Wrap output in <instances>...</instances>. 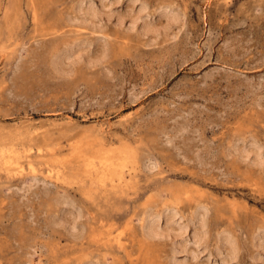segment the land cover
<instances>
[{"label": "rangeland", "instance_id": "rangeland-1", "mask_svg": "<svg viewBox=\"0 0 264 264\" xmlns=\"http://www.w3.org/2000/svg\"><path fill=\"white\" fill-rule=\"evenodd\" d=\"M102 4L0 0V264H264V0Z\"/></svg>", "mask_w": 264, "mask_h": 264}, {"label": "bare ground", "instance_id": "bare-ground-1", "mask_svg": "<svg viewBox=\"0 0 264 264\" xmlns=\"http://www.w3.org/2000/svg\"><path fill=\"white\" fill-rule=\"evenodd\" d=\"M87 1H88V0H87ZM91 3H93V2H91ZM102 3H103V0H101V4H102ZM88 4H89V3H88ZM141 4L143 5V3H141ZM141 4H140V8L143 7V6H141ZM93 5H94V4H93ZM102 5H103V4H102ZM104 5L107 6L105 3H104ZM109 6H110V4H109ZM95 7H96V6H95ZM95 7H93L92 4L89 5V7H88V10H89V13H90L91 17H93V16L95 17V15L98 14V13H97V9H95ZM102 7H103V6H102ZM144 7H145V6H144ZM85 9H86V8H85ZM143 9H144V8H143ZM145 9H146V8H145ZM165 9H166V8H165ZM165 9H163V10H165ZM169 9H171V8H169ZM142 11H143V10H142ZM87 12H88V11H87ZM100 12H101V10H99V14H100ZM140 12H141V11H140ZM166 12H167V13H166ZM166 12H165V13L168 14V12H171V11H170V10H168V11L166 10ZM172 12H175V11L173 10ZM82 13H83V12H82ZM89 13H87V14L89 15ZM163 13H164V11H163ZM99 14H98V15H99ZM166 14H165V15H166ZM173 14H174V13H173ZM175 14H176V12H175ZM175 14H174V15H175ZM90 15H89V16H90ZM131 15H132V14H131ZM134 15H135V14H134ZM134 15H133V16H134ZM138 15H139V14H138ZM140 15H141V14H140ZM147 15H148V13H147ZM147 15H146V13H145V17H146ZM96 16H97V15H96ZM106 16H107V15H106ZM133 16L131 17V18L133 19V20H131V21L136 20V19H135V18H136V15H135L134 17H133ZM143 16H144V15H142V17H143ZM148 16H149V15H148ZM148 16H147V17H148ZM169 16H170V15H169ZM94 17H93V18H94ZM137 17H138L137 19H139L141 16H137ZM142 17H141V18H142ZM170 17H171V16H170ZM93 18H92V19H93ZM86 19H87V18H86ZM149 19H150V18H149ZM143 20H144V19H142V21H143ZM120 21H121V20H120ZM136 22H137V20H136ZM92 23H93V22H92ZM131 23H132V22H131ZM148 23H149V25H148ZM148 23H147V21L145 20L144 24L142 23V25H143V27H144V25H145L146 27L149 26L148 28H149V30H150V27L153 25V23L151 24L150 21H149ZM150 24H151V26H150ZM132 25H134V24L132 23ZM146 27H145V28H146ZM151 28H153V27H151ZM143 29H144V28H143ZM154 29H155V28H154ZM144 30H146V29H144ZM147 30H148V29H147ZM68 56H69V55H68ZM74 56H75V55H74ZM69 57H70V56H69ZM125 119H126V118H125ZM123 120H124V119H123ZM99 122L101 123V121H99ZM105 123H106V122H105ZM103 124H104V123H103ZM96 126H97V125H96ZM98 127H99V126H98ZM107 127H108V126H107ZM110 127H111V126H110ZM101 130H102V129H101ZM103 130H105V129H103ZM108 130H111V129H108ZM106 131H107V130H106ZM109 132H110V131H109ZM102 133H104V132H102ZM111 133H112V132H111ZM107 134H108V133H106V135H107ZM109 135H110V133H109ZM107 136H108V135H107ZM109 137H110V136H109ZM109 139H110V138H109ZM104 143H105V142H104ZM251 144H252V143H251ZM252 145H253V144H252ZM115 148H116V147H115ZM261 148H262V147H261ZM241 150H242V148H241ZM243 150H245V147H244ZM98 151H100V150H98ZM250 151H251V150H250ZM257 151H258V150H257ZM100 152H101V151H100ZM106 152H107V151H106ZM110 152H111V151H110ZM247 152H248V151H247ZM247 152H246V153H247ZM108 153H109V152H108ZM244 153H245V151H244ZM248 153H249V152H248ZM262 153H263V152H261V154H262ZM110 154H112V152H111ZM110 154H109V155H110ZM246 155H247V154H246ZM252 155H253L254 157L256 156V158H258V159H262V158L258 157L259 155H258L257 153H256V155H254V154H252ZM122 156H123V155H122ZM248 156H249V155H248ZM263 156H264V155H263ZM97 157H98V160L101 162V166H100V168L103 167V168H102L103 170H108V168H109V171H110V170H111V169H110V164H109L107 161H106L107 164H106V163L104 164V162H102L103 159H104V161H105V158L100 159L99 156H97ZM254 157H253V158H254ZM261 157H262V156H261ZM114 158H116V157H114ZM94 159H95V158H94ZM106 159H108V158H106ZM98 160H97V161H98ZM109 161H110V159H109ZM261 161H262V160H260V164H261ZM112 162H113V161H112ZM262 162H263V161H262ZM91 163H92V167H91V168L95 169L96 167H95L94 162L92 161ZM102 164H103V165H102ZM262 164H263V163H262ZM90 166H91V165H90ZM96 166H97V165H96ZM118 166H119V165H118ZM29 167H30V166H29ZM89 168H90V167H89ZM86 169H88V168H86ZM93 169H91V170H93ZM31 170H33V166H31ZM88 170H90V169H88ZM96 170H97V169H96ZM103 170H102V171H103ZM53 171H54V170H53ZM85 171H86V170H85ZM118 171H119V169H118ZM118 171H117V172H118ZM122 171H123V170H122ZM92 172H95V171L93 170ZM98 172H101V171H98ZM98 172H97V173H98ZM136 172H137V171H136ZM90 173H91V172H90ZM33 174H34V173H32V175H33ZM117 174H118V173H117ZM129 174H130V176H131V172H130ZM35 175H36V174H35ZM106 175H107V174H106ZM106 175H105V176H106ZM127 176H129V175H127ZM133 176H136V175H133ZM33 177H35V176H33ZM99 177H100V176H99ZM103 177H104V176H103ZM109 177H110V176H109ZM109 177H108V179H109ZM131 177H132V176H131ZM35 178H36V177H35ZM94 178H95V177H94ZM123 178H124V176H123ZM128 178H129V180H132V179H130V177H128ZM101 179H102V178H100V180H101ZM108 179H107V180H108ZM133 179H134V178H133ZM109 180H110V179H109ZM114 180H115V179H114ZM101 181H102V180H101ZM101 181H100V182H101ZM119 181H121V180H119ZM122 181H124V180H122ZM110 182H111V181H110ZM116 182H117V181H116ZM128 182H129V181H128ZM128 182H127V183H128ZM111 183H112V182H111ZM111 183H109V184H111ZM121 183H122V182H119L120 185H119V184H117V185L121 186ZM123 183H124V182H123ZM123 183H122V184H123ZM127 183H124V184L126 185ZM124 184H123V186H124ZM128 184H129V183H128ZM113 185H114V184H113ZM114 186H115V185H114ZM126 186H127V185H126ZM130 186H131V185H130ZM124 187H125V186H124ZM127 187H128V186H127ZM119 188H120V187H119ZM173 198H174V197H173ZM174 199H175V198H174ZM194 201H195V200H194ZM173 202H174V201H173ZM173 202H171V204H172ZM173 206H174V205H173ZM162 207H163V206H162ZM170 207H171V206H170ZM170 207H169V205H168V208H169L168 210H169V211L171 210ZM197 207H198V206H197ZM197 207H196V205H195V208H193V207H192V208H193V210H195V209H197ZM200 207H201V206H200ZM171 208H172V207H171ZM192 208H191V209H192ZM203 208H204V207L202 206L201 209H203ZM164 209L166 210L167 208L163 207V210H164ZM174 209H175V206H174ZM174 209H173V210H174ZM201 209H200V210H201ZM204 209H205V208H204ZM204 209H203V210H204ZM206 209H207V208H206ZM165 210H164V211H165ZM173 210H172V211H173ZM197 210L199 211V214H200V210H199V209H197ZM203 210H202V211H203ZM164 211H163V212H164ZM172 211H171V212H172ZM202 211H201V212H202ZM167 212H168V211H167ZM171 212H169V214H170ZM205 212H207V210L204 211V213H205ZM193 213H194V212H193ZM193 213H192V214H193ZM195 213H196V212H195ZM204 213H203V214H204ZM164 214H165V213H164ZM203 214H200V216H202ZM165 215H166V214H165ZM173 215H174V213L172 212V216H173ZM196 215H197V214H195V215L193 214L192 216L190 215V217H189V218H190V220H189L190 222H189V223H191L190 225H193V226H194L195 223L192 224V220L194 219V217H196ZM205 215H206V214H205ZM150 216H151V215H150ZM157 216H159L158 213H157ZM157 216H155L154 218H156ZM193 216H194V217H193ZM197 216L199 217V215H197ZM203 216H204V215H203ZM159 217H160V216H159ZM170 217H171V216H170ZM191 217H193V218L191 219ZM147 218H148V217H147ZM147 218H146V219H147ZM154 218H150L151 220H150V219L147 220V221H148V224H147L148 227L145 228V226H144V227L142 226L144 229H146V230L148 229L147 231H149V233H159V230H158V229H160V228L157 226V220H156V219L159 220V218H156V219H154ZM189 218H187L186 220H188ZM146 219L144 220V224L146 223ZM197 219H198V218H197ZM199 219H200V221H201V224H200L199 222H197V223L199 224L198 226H199V227L201 226V227H202L201 230L204 231V232H201V231H200V233H203V234L205 235V230H203L204 228H203V226H202V224H204L205 221H203L204 219H203V220H201V218H199ZM199 219H198V220H199ZM172 220H174V219H172ZM194 220H195V222L197 221L196 219H194ZM168 221H170V220H168ZM172 222H173V221H172ZM174 222H175V221H174ZM142 223H143V222H142ZM167 223H168V222H167ZM177 223H178V222H177ZM177 223H176V222L173 223V224H176V225H177L175 229H176V230L178 229V228H177L178 225H179V229H181L182 227L180 226L179 223H178V224H177ZM187 224H188V223H187ZM140 225H143V224L140 223ZM164 225H165V224H164ZM169 225H170V224H169ZM181 225H182V223H181ZM184 225H185V223H184ZM160 226H161V223H160ZM186 226H187V225H186ZM186 226H185V227H186ZM204 226H206V225L204 224ZM139 227H140V226H139ZM167 227H168V226H167ZM183 227H184V226H183ZM187 227H188V226H187ZM196 227H197V226H196ZM161 228H163V227H161ZM190 228H191V227H190ZM194 228H195V227L192 228V229H193L192 231H194ZM140 229H141V227H140ZM183 229H184V228H183ZM185 229H186V228H185ZM142 230H143V229H142ZM142 230H140V231H142ZM164 230H165V229H164ZM164 230H163V231H164ZM171 230H172V229H171ZM176 230H175V231H176ZM181 230H182V229H181ZM195 230H196V229H195ZM198 230H199V229H198ZM163 231H162V235H164V234H163ZM169 231H170V229H169ZM179 231H180V230H179ZM196 231H197V230H196ZM221 231H222V230H221ZM221 231L218 232L219 235H220ZM160 232H161V230H160ZM173 232H174V231H173ZM184 232H185V230H184ZM206 232H207V231H206ZM145 233H146V231L144 232V234H145ZM165 233H166V231H165ZM170 233H171V232H170ZM182 233H183V232H182ZM218 233H217V234H218ZM225 233H226V232H224V231H223V233H222V234H223V237H224V240L228 237V236H227V237L224 236ZM147 234H148V233H147ZM229 234H230V233H229ZM101 235H102V234H101ZM104 235H105V234H104ZM151 235H152V234H151ZM155 235H156V234H155ZM167 235H168V234H167ZM226 235H227V233H226ZM148 236H150V235H148ZM158 236H159V235H158ZM160 236H161V235H160ZM169 236H170V235H169ZM171 236H173V234H172ZM191 236H192V235H191ZM199 236H200V234L198 235L196 232H194V237H196V240L200 239ZM201 236H203V235L201 234ZM221 236H222V235H220V237H221ZM231 236H233V235L231 234ZM154 237H155V236H154ZM156 237H157V236H156ZM204 237H206V235H205ZM192 238H193V236H192ZM201 238H202V239H200V240L202 241V240H203V237H201ZM178 239H181L180 241L184 240V239H182L181 236H180V238H178ZM194 239H195V238H193V240H194ZM228 239H229V238H228ZM224 240H223V242H224ZM173 241H174V240H173ZM184 241H185V240H184ZM229 241L231 242V240H229ZM229 241H228V242H229ZM233 241H234V240H233ZM120 242H121V241H120ZM194 242H195V241H194ZM194 242H192V243H194ZM202 242H203V241H202ZM225 242H226V241H225ZM228 242H226V243H228ZM179 243H182V242H179ZM186 243H188V242H186ZM186 243H184L185 246H182V247H185V249H186V247H187V246H186ZM260 243L262 244V242H260ZM201 244H202V243H201ZM229 244H231V243H228V245H229ZM178 245H179V244H178ZM180 245H181V244H180ZM180 245H179V246H180ZM175 246H176V245H175ZM198 246H199V245H198ZM229 246H230V245H229ZM260 246H261V245H260ZM191 248H194V247H191ZM195 248H196V246H195ZM228 248H229V247H228ZM230 248H231V246H230ZM232 248H233V247H232ZM185 249H182V250L185 251ZM225 249L227 250V248H225ZM197 250H198V249H197ZM228 250H229V249H228ZM176 251H177V249H176ZM186 251H187V250H186ZM173 252H175V251L173 250ZM187 252H188V251H187ZM193 252H195V251H193ZM193 252H191V253H193ZM196 252H197V251H196ZM229 252H230V250H229ZM176 253H177V252H176ZM230 255H231V254H230ZM230 255H229V256H230ZM172 256H173V255H172ZM193 257H194V256H193ZM226 257H227V256H226ZM229 258H230V257H229ZM175 259H176V258H175ZM176 260H178V259H176ZM180 260H181V259H180ZM180 260H179V261H180ZM182 260H183V259H182ZM228 260H229V259H228ZM174 261H175V260H173V262H174ZM179 261H177V262H178L177 264H180ZM220 262H221V261H220ZM224 262H225V260H224ZM182 263H183V261H182ZM173 264H174V263H173ZM184 264H185V263H184ZM221 264H222V262H221ZM223 264H224V263H223ZM226 264H228V263H226Z\"/></svg>", "mask_w": 264, "mask_h": 264}]
</instances>
